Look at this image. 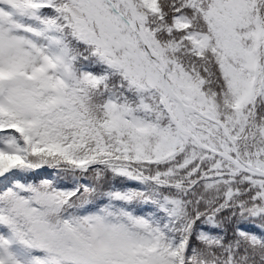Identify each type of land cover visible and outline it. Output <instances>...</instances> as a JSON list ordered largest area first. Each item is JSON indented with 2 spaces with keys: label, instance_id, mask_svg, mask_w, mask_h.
Masks as SVG:
<instances>
[{
  "label": "trees",
  "instance_id": "trees-1",
  "mask_svg": "<svg viewBox=\"0 0 264 264\" xmlns=\"http://www.w3.org/2000/svg\"><path fill=\"white\" fill-rule=\"evenodd\" d=\"M8 1L17 9L33 10L30 4L34 0ZM133 1L140 24L153 48L163 57L167 72L180 73L193 87L192 97H183V101L218 120L234 142L239 157L264 170V0L246 1L244 23L237 32V43L246 52L229 60L241 74L237 101L206 21L216 0H156L155 13L144 9L138 0ZM104 3L105 0L100 4L94 0H52L36 12L47 22L62 24L72 58L68 66L76 71L77 79L60 85L50 82L36 92L38 96L46 97L48 93L56 96V102L51 105L45 99L39 101L36 111L43 129L51 133L52 151L48 152L45 143L40 141L36 152L27 156L25 165L11 171L4 169L5 161L0 164L3 174L7 173L0 181L1 196L12 182L14 186L30 185L36 191L51 195L49 202L35 210L27 205L25 215L31 219L29 224L15 227L16 237L29 240L30 228L40 223L48 231L59 234L65 228L68 237L74 236L83 243L86 253L90 251L83 241L88 235L86 226L83 223L79 229L65 227L62 219L65 211L87 203L104 202V206H111L119 202L130 222L137 224L140 207L150 203L153 208H150L148 226L160 225L165 235L181 238L180 252L172 255L164 246L155 252L115 250L104 256L103 264H264V246L254 245L248 238L241 239L236 234V228L243 223L252 221L264 226V179L243 172L235 176L223 173L221 180L210 184L202 176L212 166L221 167L225 172L235 167L211 153L204 160L189 157L190 148H201L177 130L162 106L161 92L146 84L135 65L137 60L110 48L106 40L83 41L76 33V25L81 22L93 31L101 26L99 17ZM177 14H184L190 20L187 28L209 32L210 46L203 53L196 52L185 38L186 29L173 26V17ZM106 48L113 50L110 53L116 60L114 68L102 82H81L78 76L82 61L91 62L99 75L102 67L98 60ZM137 82L146 89L139 88ZM110 91L119 98L133 99L136 104L141 99L146 101L148 108L146 112L141 110L142 113L151 118L149 113L161 112L169 121V131L157 137L153 129L136 134L131 128L126 130V126L115 127L104 107ZM202 134L199 133L201 141L213 147ZM222 139L226 151L233 155L232 144L224 136ZM131 178L139 183L130 182ZM5 203L8 213L0 212V216L10 219L16 214L9 206L14 205V200L6 197ZM162 214H168L174 221L169 231L164 229ZM203 222L219 228L216 239L199 238L198 227ZM30 244L28 251L35 247L34 241ZM57 245V241L52 243L54 249ZM52 249L44 252L47 256L40 264L61 260Z\"/></svg>",
  "mask_w": 264,
  "mask_h": 264
},
{
  "label": "rangeland",
  "instance_id": "rangeland-1",
  "mask_svg": "<svg viewBox=\"0 0 264 264\" xmlns=\"http://www.w3.org/2000/svg\"><path fill=\"white\" fill-rule=\"evenodd\" d=\"M49 1L51 0H37V3L40 7ZM95 1L98 4L101 3V0ZM138 2L145 9L154 12L155 0H138ZM117 3L123 7V17L130 20L127 5H124L121 1ZM103 5L99 17L101 26L98 25L97 29L93 31L86 23L81 22L78 26L76 25L77 33L82 35L83 41L94 39L96 42L102 43L103 40H106L108 45L110 44V48L116 49L121 55L136 59L135 65L141 70L146 84L154 87L158 92L162 91L163 83L159 69L143 52L142 44L135 39L134 33L131 32L122 19L112 13L107 4L104 3ZM246 9V0H216L206 16V21H209V29L212 30L217 47L220 50L223 60L222 66L229 79L231 92L236 101L240 99L241 74L229 60H234L246 52L244 46L242 45V47L240 43V45L237 43L235 35L239 32L238 28L244 23ZM94 21L98 22V19L94 18ZM186 24L187 18L184 15L178 14L174 17L176 28H183ZM187 38L199 52H204L210 46L209 32L201 29L189 30ZM110 52H113V50L106 48L105 54L100 55L98 62L103 65L104 69L99 75L91 68V62L82 61L78 76L80 81L85 84L98 83L106 78L107 72L116 63ZM71 59L69 57V47L64 41L59 24L47 25L34 12L21 11L7 0H0V161H6V168L9 170L12 171L15 166L24 164L26 156L36 150L39 141L45 143L44 148L48 152L52 151L51 133L43 129V123L38 118L36 111L39 107V101L45 99L46 104L50 105L54 103V97L50 93L46 97L42 95L35 97V94L36 90L46 86L48 81L52 80L60 83L67 80H76V71H66L67 66L65 65H68ZM180 75L177 72H172L170 75L174 93L182 97H192L194 92L192 87L186 86L185 82L180 79ZM128 80L133 81L132 78H128ZM137 83L139 88L145 87L139 82ZM48 90L51 91L50 88ZM140 92L138 91V93ZM136 96L140 97L139 94H136ZM132 100L128 97L120 99L114 92L108 93L104 107L115 127L126 126V130L131 128L136 134H144L153 129L157 137L169 131V121L163 114L149 113L148 115L151 118L148 119L142 113L148 108L146 101L141 99L139 105L131 102ZM197 101L199 103V98ZM172 106L175 109L173 112L180 126L185 121L184 116L185 119L193 120V114L195 113H184L175 99H170V108ZM195 120L199 119L196 118ZM194 125H196L194 129L198 132L195 121ZM216 126L218 127L217 124ZM181 127L192 130V127L188 129L187 123L185 127L183 125ZM209 137L210 135L207 136L206 140L210 141ZM178 139L181 140L180 136ZM216 139L219 143L218 137ZM189 155V157L196 155L200 160L208 157L205 152L194 148H190ZM129 181L139 183L135 178ZM13 190L14 186L9 184L7 189L9 197L13 194ZM21 190L18 194L23 202L28 197L34 200L29 201L28 199V201L22 203L21 198L14 195L10 197L14 200V205H9L11 207L10 211H15L16 214L11 216L10 219L3 218L0 221V264H39L38 261L42 256H45L42 251H51L54 241H57L58 245L52 251L57 252L62 261H72L74 264H80L79 262L84 264L99 262L103 264L104 256L114 253V250L155 252L160 245H165V243L172 249L173 253H178L182 248L179 239L171 235L165 239L163 244L164 235L160 227L148 226L147 219L150 218V213L144 206L139 209L140 221L134 224L130 222L131 218L118 205L107 207L103 206L104 202H101L96 205H81L76 210L73 209L74 207L70 208L64 212L62 218L67 228H79L82 223L86 225L88 231L86 244L92 252L85 253L78 239L74 243L75 249L73 250L71 244L75 240H73V237H68L65 228L63 229L65 233L59 234L55 230L50 232L44 229V224L40 223L30 228V234L34 233L37 243L35 245L36 249L29 253L28 247H30V244L28 242H31V240L17 239L15 235V227L19 223L31 219L30 217H24L20 212L26 205L32 207L33 210L42 207L44 203L49 202L51 195L43 196V191L35 193L25 186ZM5 198L4 192V195L0 196V212L8 213L4 202ZM122 201L124 200L122 199ZM170 220L168 216L164 217L166 229L171 223ZM211 234L209 228L201 227L199 229L201 238H206ZM238 234L241 237L248 236V232L243 227L238 229ZM250 239L254 244L264 243V232L253 233L250 235Z\"/></svg>",
  "mask_w": 264,
  "mask_h": 264
},
{
  "label": "water",
  "instance_id": "water-1",
  "mask_svg": "<svg viewBox=\"0 0 264 264\" xmlns=\"http://www.w3.org/2000/svg\"><path fill=\"white\" fill-rule=\"evenodd\" d=\"M127 2H130V0H125ZM132 13V16H133V21H134V26L136 28V33L137 35L140 37V39L142 40L148 54L150 55L151 59L152 60H155L157 61L159 64H160V73H161V77H162V80H163V83L166 87V95H165V102H168V100L170 99V97H175L172 89L170 88L169 84H168V80H167V76H166V69H165V65H164V62L161 58L160 55H158L154 50L153 48L151 47L149 41L145 38V35H144V32L137 20V14L136 12L134 11H131ZM183 105V108L186 109V106L184 104ZM173 117V116H172ZM174 118V117H173ZM182 132H185L182 130ZM196 141H198V139L196 138ZM209 151L211 152H214L216 153L217 155L223 157V158H226V159H229L231 160L232 162H234L242 171L246 172V173H249V174H252V175H255V176H259V177H262L264 178V171H256L251 165H248V164H245V163H241L240 161H238L237 159L231 157L227 152H224V151H218V150H213V149H208Z\"/></svg>",
  "mask_w": 264,
  "mask_h": 264
}]
</instances>
